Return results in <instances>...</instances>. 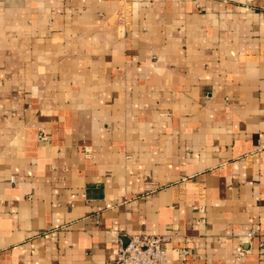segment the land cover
<instances>
[{
  "label": "crops",
  "instance_id": "0c3cea01",
  "mask_svg": "<svg viewBox=\"0 0 264 264\" xmlns=\"http://www.w3.org/2000/svg\"><path fill=\"white\" fill-rule=\"evenodd\" d=\"M136 234L264 264V0H0V264Z\"/></svg>",
  "mask_w": 264,
  "mask_h": 264
},
{
  "label": "built area",
  "instance_id": "2783aa9c",
  "mask_svg": "<svg viewBox=\"0 0 264 264\" xmlns=\"http://www.w3.org/2000/svg\"><path fill=\"white\" fill-rule=\"evenodd\" d=\"M39 138H43V135ZM164 240L161 235H130L118 245L116 258L110 264H166V253L162 247ZM238 248L241 253V248ZM187 252V249H182L183 254Z\"/></svg>",
  "mask_w": 264,
  "mask_h": 264
}]
</instances>
